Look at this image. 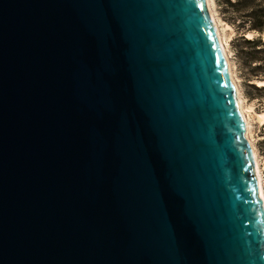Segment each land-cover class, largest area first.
<instances>
[{
	"label": "water",
	"instance_id": "water-1",
	"mask_svg": "<svg viewBox=\"0 0 264 264\" xmlns=\"http://www.w3.org/2000/svg\"><path fill=\"white\" fill-rule=\"evenodd\" d=\"M0 264H264L205 0H0Z\"/></svg>",
	"mask_w": 264,
	"mask_h": 264
},
{
	"label": "rangeland",
	"instance_id": "rangeland-1",
	"mask_svg": "<svg viewBox=\"0 0 264 264\" xmlns=\"http://www.w3.org/2000/svg\"><path fill=\"white\" fill-rule=\"evenodd\" d=\"M221 1L211 0V9L217 21L221 39L227 49L237 89L239 87V96L247 107L246 116L250 131H248V137L256 152L262 182L261 188L264 193V120H258L257 117V113L264 111V72L261 68H255V63L247 60V46L240 37L243 35L246 38H251L259 34L253 31L243 32L238 29L241 19L235 17L236 14ZM248 34L250 35L247 37ZM262 34L260 35L261 39L264 35Z\"/></svg>",
	"mask_w": 264,
	"mask_h": 264
},
{
	"label": "trees",
	"instance_id": "trees-1",
	"mask_svg": "<svg viewBox=\"0 0 264 264\" xmlns=\"http://www.w3.org/2000/svg\"><path fill=\"white\" fill-rule=\"evenodd\" d=\"M235 17L241 19L238 29L253 31L259 35L246 38L241 35L243 43L247 46V60L255 63V68H261L264 72V40L260 35L264 34V0H222ZM262 34V35H263Z\"/></svg>",
	"mask_w": 264,
	"mask_h": 264
},
{
	"label": "bare ground",
	"instance_id": "bare-ground-1",
	"mask_svg": "<svg viewBox=\"0 0 264 264\" xmlns=\"http://www.w3.org/2000/svg\"><path fill=\"white\" fill-rule=\"evenodd\" d=\"M206 1V7H207V12L209 14V17H210V20L212 22V25H213V28H214V31H215V34H216V37H217V41H218V44H219V47L222 51V54H223V57H224V60H225V63H226V66H227V71H228V74H229V77L234 85V88H235V96H236V100H237V104H238V108L241 112V115H242V118H243V122H244V136L245 138L247 139L250 147H251V152H252V158H253V169H254V173H255V177H256V181H257V190H258V195L259 197L261 198L262 200V206H263V209H264V193L262 191V188H261V176H260V173H259V169H258V163H257V160L256 159V152L254 151L255 149H253V144L251 143L249 137H248V131H249V123H248V120H247V116H246V111H247V107L243 104V101L242 99L240 98L241 96H239V93H238V89H237V83L235 82V79L233 77V73H232V70H231V67H230V61L228 60V53H227V49H226V46L224 45L222 39H221V35H220V32H219V29H218V24H217V21L215 20V16L213 15V12H212V9H211V0H205ZM250 34L247 35V37L249 36ZM263 38H264V35H263ZM264 40V39H263ZM249 109V107H248ZM252 109V108H250ZM257 117L259 118L258 120H264V111H262L261 113H257ZM256 117V119H257ZM261 121V122H262ZM250 132V131H249ZM250 136V135H249Z\"/></svg>",
	"mask_w": 264,
	"mask_h": 264
}]
</instances>
